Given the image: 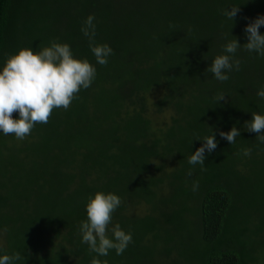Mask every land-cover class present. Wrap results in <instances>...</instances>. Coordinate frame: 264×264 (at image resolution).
Here are the masks:
<instances>
[{
  "label": "trees",
  "instance_id": "1",
  "mask_svg": "<svg viewBox=\"0 0 264 264\" xmlns=\"http://www.w3.org/2000/svg\"><path fill=\"white\" fill-rule=\"evenodd\" d=\"M233 7L231 20L224 11ZM89 15L96 43L113 50L105 66L81 32ZM258 16L264 0H0V68L19 49L38 52L53 40L96 68L91 86L24 140L0 132V256L19 253L13 264H264V143L244 127L251 113L264 115V57L243 47ZM233 38L240 70L220 82L205 70ZM152 89L161 90L154 102ZM163 111L169 124L153 128ZM232 127L240 135L229 144L219 132ZM212 132L216 149L203 166L190 165L203 143L196 139ZM98 191L122 201L109 225L132 235L122 255L97 256L82 243L84 205ZM140 205L143 214L129 212Z\"/></svg>",
  "mask_w": 264,
  "mask_h": 264
},
{
  "label": "clouds",
  "instance_id": "2",
  "mask_svg": "<svg viewBox=\"0 0 264 264\" xmlns=\"http://www.w3.org/2000/svg\"><path fill=\"white\" fill-rule=\"evenodd\" d=\"M238 11V7H233L230 11L225 10L224 15L233 20ZM94 19L93 15H89L81 27V32L88 38L89 48L96 62L105 66L113 50L107 44L96 43ZM261 26H264V16H258L247 24L244 29L247 43L243 47L264 57V35L258 31ZM240 47L235 38L227 42L223 46L225 54L215 56L205 71L220 82L227 81V72L240 70V61L233 58ZM95 76L96 68L87 59L75 58L67 43L55 40L38 52L24 47L16 54L8 55L0 68V132L24 140L36 124L48 123L54 109L67 110L80 90L91 86ZM257 96L264 99V86H261ZM216 99L223 100L224 95L220 94ZM14 114H18V118H14ZM244 127L246 131L256 133L257 140L264 143V115L251 113V120L246 121ZM219 135L229 144H234L240 131L232 127L227 133L219 132ZM196 140L202 141V146L190 155L188 163L203 166L205 152L214 151L217 141L213 132L202 140ZM242 154L250 156L251 149H243ZM202 170L206 168L202 167ZM187 175L191 176L192 172L189 171ZM198 187V182L194 181L192 190L196 191ZM121 203L117 195L99 191L86 199L84 207L87 218L81 221L79 232L82 243H86L89 250L97 256H107L109 250L113 249L117 255H122L132 242V235L125 233L118 223L109 228L112 214ZM20 259L19 253L13 256L3 255L0 256V264H13V261ZM91 264H107V261L94 257Z\"/></svg>",
  "mask_w": 264,
  "mask_h": 264
},
{
  "label": "rangeland",
  "instance_id": "3",
  "mask_svg": "<svg viewBox=\"0 0 264 264\" xmlns=\"http://www.w3.org/2000/svg\"><path fill=\"white\" fill-rule=\"evenodd\" d=\"M161 95V90L160 89H152L149 93L148 100L150 102H154L156 98H158ZM169 112L163 111L161 113L155 114L152 116V127L159 129L167 126L169 124V119L170 115L168 114ZM146 210V207L144 205H140L138 207H135L131 209L129 212L133 214H143L144 211ZM1 239H0V244H1Z\"/></svg>",
  "mask_w": 264,
  "mask_h": 264
}]
</instances>
